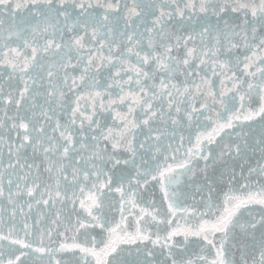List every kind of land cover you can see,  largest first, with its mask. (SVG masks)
Listing matches in <instances>:
<instances>
[{
	"label": "snow or ice",
	"instance_id": "snow-or-ice-1",
	"mask_svg": "<svg viewBox=\"0 0 264 264\" xmlns=\"http://www.w3.org/2000/svg\"><path fill=\"white\" fill-rule=\"evenodd\" d=\"M0 264H264V0H0Z\"/></svg>",
	"mask_w": 264,
	"mask_h": 264
}]
</instances>
